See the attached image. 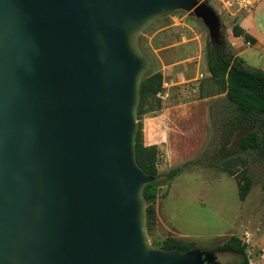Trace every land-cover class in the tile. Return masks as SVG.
Here are the masks:
<instances>
[{
    "label": "water",
    "instance_id": "water-1",
    "mask_svg": "<svg viewBox=\"0 0 264 264\" xmlns=\"http://www.w3.org/2000/svg\"><path fill=\"white\" fill-rule=\"evenodd\" d=\"M177 10L221 41L202 0H0V264H220L148 230L137 37Z\"/></svg>",
    "mask_w": 264,
    "mask_h": 264
},
{
    "label": "rangeland",
    "instance_id": "rangeland-1",
    "mask_svg": "<svg viewBox=\"0 0 264 264\" xmlns=\"http://www.w3.org/2000/svg\"><path fill=\"white\" fill-rule=\"evenodd\" d=\"M202 1H208L220 15V42L211 38L201 19L185 10L155 20L137 37L149 60L146 73L162 71L168 83L159 113L167 114L163 130L168 126L170 133L168 143L159 145L158 167L164 184L155 201L157 218L149 235L159 247L167 236H174L214 250L221 264H237L238 254L221 247L235 235L246 243L251 264H264V158L258 151L240 148L247 129L239 123L226 87L207 67L208 49L213 45L242 57L250 69L261 67L264 48L247 46L244 41L238 56L229 34L238 24L236 19L253 10L255 28L251 31L264 33V2L252 0V5L244 7L238 0H220L222 6L214 0ZM148 118L146 114L139 120L145 143L156 126ZM176 123L184 127L182 133L176 132L179 142L174 134ZM229 162L233 174L225 170ZM179 166L182 171L168 179L166 173ZM245 168L253 186L242 200L236 174Z\"/></svg>",
    "mask_w": 264,
    "mask_h": 264
},
{
    "label": "trees",
    "instance_id": "trees-1",
    "mask_svg": "<svg viewBox=\"0 0 264 264\" xmlns=\"http://www.w3.org/2000/svg\"><path fill=\"white\" fill-rule=\"evenodd\" d=\"M208 2V1H207ZM233 33L236 36L245 35L247 41L255 42V38L246 33L239 25L235 24ZM236 58V59H235ZM208 71L227 89V97L236 104L239 123L246 127V134L240 142L242 150L258 151L264 158V71L251 70L244 64L241 57H233L224 47L213 45L208 49ZM231 67V68H230ZM165 77L162 71L145 73L141 83V94L138 108V119L144 115L155 113L163 109L162 94L165 91ZM160 147L157 144L146 145L144 142L143 122L139 121L137 134V158L142 168L155 179L145 188L144 194L147 200V223L150 230L156 223L155 201L160 195L164 180L159 171ZM226 172L233 174L230 166ZM182 171V167L169 170L166 173L168 179H173ZM239 186V196L245 200L253 186L251 176L245 168L243 173L236 174ZM166 249L188 250L196 246L187 243L177 237L167 236L162 246ZM238 254L237 264H251L247 254V245L238 236H231L221 246Z\"/></svg>",
    "mask_w": 264,
    "mask_h": 264
},
{
    "label": "crops",
    "instance_id": "crops-1",
    "mask_svg": "<svg viewBox=\"0 0 264 264\" xmlns=\"http://www.w3.org/2000/svg\"><path fill=\"white\" fill-rule=\"evenodd\" d=\"M223 1L225 2V0H223ZM255 1H254V4H255ZM214 2H216L217 4L222 6L220 3V0H214ZM259 2H264V0H259ZM252 12L249 13L247 16H242V17L237 18L236 21L245 30L246 33L252 35L256 39L255 42L247 41L245 38V35H240V36L234 35L233 28L231 29L232 33L229 34V39L232 42L233 48L236 50V55H238V56H240L242 53L241 50L244 48L243 47L244 41H245V44L247 46H256V47L261 48V49L264 48V33H256V32L251 31L252 28H255V24L253 23L254 15H252V14H255V10H253ZM263 59H264V50H263ZM244 64H245V60H244ZM259 65L261 66L259 68V70L264 71V61L262 62V64H259ZM245 66H246V64H245ZM247 68H249V67H247ZM251 70H258V69H251ZM161 110L158 112H155V113L148 114V116H149L148 120H150L151 122H155L156 126L153 128L154 131H153V133H151L150 141L145 143L146 145H151V144L160 145V144H164V143L167 144L168 143V135H170V133L168 131V126H166L167 128L165 130H163V125H164L163 122L166 121L167 114H160L159 115ZM203 116L205 117V115H203ZM157 122H158V124H157ZM159 123H162V125ZM175 125H176V127H175L176 129H174V127H173V129H174V134L176 136L177 135L176 132L178 131V132L182 133L184 130V127L178 126L177 123ZM143 130H144V127H143ZM184 133H187V131H184ZM180 140H181V138L176 136V142H179ZM171 142H172V145L174 147L173 141H171ZM179 167H182V166H179Z\"/></svg>",
    "mask_w": 264,
    "mask_h": 264
},
{
    "label": "built area",
    "instance_id": "built-area-1",
    "mask_svg": "<svg viewBox=\"0 0 264 264\" xmlns=\"http://www.w3.org/2000/svg\"><path fill=\"white\" fill-rule=\"evenodd\" d=\"M238 3L244 7H248L253 4V1L252 0H238ZM230 4L232 3L230 2ZM167 85L168 83L165 81L164 86H167Z\"/></svg>",
    "mask_w": 264,
    "mask_h": 264
},
{
    "label": "flooded vegetation",
    "instance_id": "flooded-vegetation-1",
    "mask_svg": "<svg viewBox=\"0 0 264 264\" xmlns=\"http://www.w3.org/2000/svg\"><path fill=\"white\" fill-rule=\"evenodd\" d=\"M217 260L220 261V260L218 259V257H217ZM220 264H221V261H220Z\"/></svg>",
    "mask_w": 264,
    "mask_h": 264
}]
</instances>
